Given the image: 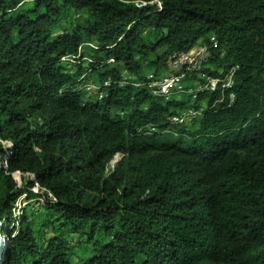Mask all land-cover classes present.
Instances as JSON below:
<instances>
[{"label":"trees","instance_id":"obj_1","mask_svg":"<svg viewBox=\"0 0 264 264\" xmlns=\"http://www.w3.org/2000/svg\"><path fill=\"white\" fill-rule=\"evenodd\" d=\"M0 264H264V0H0Z\"/></svg>","mask_w":264,"mask_h":264},{"label":"built area","instance_id":"obj_2","mask_svg":"<svg viewBox=\"0 0 264 264\" xmlns=\"http://www.w3.org/2000/svg\"><path fill=\"white\" fill-rule=\"evenodd\" d=\"M160 6V2H157ZM141 6V3H138ZM214 46L217 42L214 37L211 38ZM209 61V47L208 45H199L192 48L188 52L174 53L169 62L170 73L161 78L153 79L151 75L150 88L156 95H161L168 98L173 92H187L193 97H196L200 91H215L217 89L224 91L232 88L234 81V70H230L227 73L220 72L219 76L213 77L205 72L203 68ZM188 73H196L198 79H195L188 87L183 86V79L187 78ZM107 84V83H106ZM85 88L92 92H96L98 87L95 85H86ZM229 99H234V94L229 95ZM203 112L202 108H189L180 115H174L171 117V122L176 124H184L200 116ZM113 168V166H112Z\"/></svg>","mask_w":264,"mask_h":264},{"label":"rangeland","instance_id":"obj_3","mask_svg":"<svg viewBox=\"0 0 264 264\" xmlns=\"http://www.w3.org/2000/svg\"><path fill=\"white\" fill-rule=\"evenodd\" d=\"M75 59H73V60H71V59H69V61L70 62H73ZM174 98L175 99H181V100H185V101H187V100H189L190 101V103H189V106H191L192 105V103H193V101H194V98L193 97H191V96H189L188 94H186V93H181L180 95H175L174 96ZM184 109V108H183ZM180 110H182V109H180ZM197 126V125H196ZM195 126V127H196ZM194 127L193 126H191L190 127V129H193ZM8 146V145H7ZM120 158H121V156L118 154V155H116L115 156V158H114V160L109 164V168H112V166L114 167L115 166V163H117L119 160H120ZM15 179L17 180V182H18V184L19 185H21L22 184V175H21V173H15ZM34 192H37V193H40V192H43V190H40L39 189V187H34L33 189H32ZM40 198H36V199H34V200H31V201H33V202H31L33 205H32V207H37L39 204V202H40ZM26 204H27V201H26V198H25V196H22L19 200H18V202L16 203V211H15V213H16V215L15 216H17L18 217V215H19V213H20V210L23 208V207H25L26 206ZM9 229V231L11 230V228L12 227H8ZM3 239H4V236H3Z\"/></svg>","mask_w":264,"mask_h":264},{"label":"bare ground","instance_id":"obj_4","mask_svg":"<svg viewBox=\"0 0 264 264\" xmlns=\"http://www.w3.org/2000/svg\"><path fill=\"white\" fill-rule=\"evenodd\" d=\"M116 164V163H115Z\"/></svg>","mask_w":264,"mask_h":264}]
</instances>
